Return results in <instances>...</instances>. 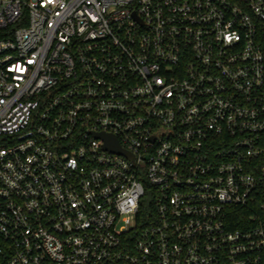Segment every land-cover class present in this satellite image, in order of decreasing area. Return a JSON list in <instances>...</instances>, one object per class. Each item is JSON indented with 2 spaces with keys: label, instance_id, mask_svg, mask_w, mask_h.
Here are the masks:
<instances>
[{
  "label": "built area",
  "instance_id": "2783aa9c",
  "mask_svg": "<svg viewBox=\"0 0 264 264\" xmlns=\"http://www.w3.org/2000/svg\"><path fill=\"white\" fill-rule=\"evenodd\" d=\"M0 264H264V0H0Z\"/></svg>",
  "mask_w": 264,
  "mask_h": 264
},
{
  "label": "water",
  "instance_id": "95a60500",
  "mask_svg": "<svg viewBox=\"0 0 264 264\" xmlns=\"http://www.w3.org/2000/svg\"><path fill=\"white\" fill-rule=\"evenodd\" d=\"M106 141V147L113 148L120 152H126L120 145L116 136L112 134H102Z\"/></svg>",
  "mask_w": 264,
  "mask_h": 264
},
{
  "label": "trees",
  "instance_id": "16d2710c",
  "mask_svg": "<svg viewBox=\"0 0 264 264\" xmlns=\"http://www.w3.org/2000/svg\"><path fill=\"white\" fill-rule=\"evenodd\" d=\"M152 196L149 194L148 196H147V198H146V201H145V203H144V207L146 208L145 210H149V209H151V206H152V198H151ZM146 212V211H145Z\"/></svg>",
  "mask_w": 264,
  "mask_h": 264
}]
</instances>
